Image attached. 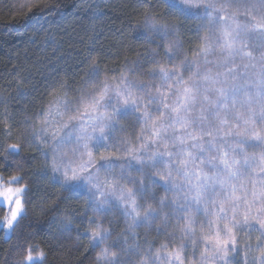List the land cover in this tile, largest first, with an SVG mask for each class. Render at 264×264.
<instances>
[{"label":"trees","instance_id":"1","mask_svg":"<svg viewBox=\"0 0 264 264\" xmlns=\"http://www.w3.org/2000/svg\"><path fill=\"white\" fill-rule=\"evenodd\" d=\"M210 1L0 0V264H264V0ZM100 92L94 191L50 118Z\"/></svg>","mask_w":264,"mask_h":264},{"label":"rangeland","instance_id":"2","mask_svg":"<svg viewBox=\"0 0 264 264\" xmlns=\"http://www.w3.org/2000/svg\"><path fill=\"white\" fill-rule=\"evenodd\" d=\"M188 5L210 4V0H185ZM110 102L105 92L96 93L87 102L74 109L56 110L51 116V140L55 154L72 151L76 156L74 166H68L62 172L67 180L82 182L84 189L97 190L95 176L90 163L85 157L92 150L102 126L105 115L102 109ZM16 152L17 148H11ZM81 154L84 155L81 156ZM24 188L18 185L17 178L3 182L0 179V206L8 210L7 218L0 222V231L9 238L17 219L23 213L22 194ZM42 260V254L30 255L25 264H33Z\"/></svg>","mask_w":264,"mask_h":264}]
</instances>
